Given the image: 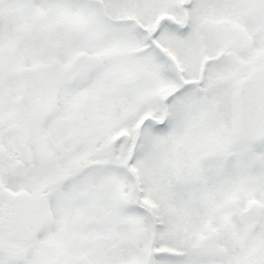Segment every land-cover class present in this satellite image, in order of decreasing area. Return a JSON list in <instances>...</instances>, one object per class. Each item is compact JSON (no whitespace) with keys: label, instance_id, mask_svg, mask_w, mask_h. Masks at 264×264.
Segmentation results:
<instances>
[{"label":"snow or ice","instance_id":"obj_1","mask_svg":"<svg viewBox=\"0 0 264 264\" xmlns=\"http://www.w3.org/2000/svg\"><path fill=\"white\" fill-rule=\"evenodd\" d=\"M0 264H264V0H0Z\"/></svg>","mask_w":264,"mask_h":264}]
</instances>
